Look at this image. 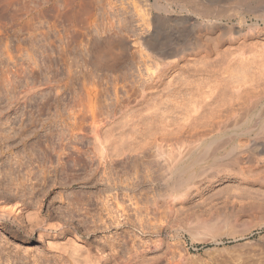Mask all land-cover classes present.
I'll return each mask as SVG.
<instances>
[{
    "label": "bare ground",
    "instance_id": "1",
    "mask_svg": "<svg viewBox=\"0 0 264 264\" xmlns=\"http://www.w3.org/2000/svg\"><path fill=\"white\" fill-rule=\"evenodd\" d=\"M94 3V6H96L94 8H97L95 10L106 7L116 12L121 9L126 14V11L129 12L130 8V11H133V14L135 13L134 16L137 15L135 17H138L137 21L139 20V26L141 27L139 28L140 30L138 29L139 32L137 31L138 33L135 32L134 34L135 40L133 41L135 45L133 49L135 50L133 51L136 53L133 54H137L138 59H136L135 63L139 67L142 65L144 71L138 66H133L135 67L134 71L137 69V72L133 73L136 75L130 72L133 76V78L131 77L132 84H129V81L127 83L129 86L131 85V87L127 88L128 90L131 88L130 91L124 90L125 85L124 89H122L125 91L122 92V94L124 93L123 96L115 93V104L113 103L115 106L114 108L111 106L113 109L108 112L110 114H107L109 117L105 118V121L100 123L94 117H91L87 131L91 139V141L88 140L91 153L89 160L91 161L87 163L90 164V169L85 170V165H88L83 159L86 155L81 156L83 152L81 149L82 152H79L78 162H76L80 170H76L79 172L80 179L85 181L86 184L88 183V187L95 188L91 189L92 194L91 191L89 192L90 194H85L84 192L89 190H82L84 192L81 193V200H86L87 203H89L88 201H93V203L99 201L100 203L107 200L106 198L110 194L112 195L111 192L114 190L130 192L135 189L134 185L138 186L145 183V181L148 183L147 185L153 187L162 181V184L164 183L167 189L166 194H162L164 198L166 197L164 206L171 213L175 203L179 200L183 204L182 200L184 199L182 198H185L189 191L194 188V178H199L200 181V178L205 177L207 180L223 181L224 184L226 181H230L231 177L238 178L237 181L240 180L244 184V192H240V194L246 196L244 200H247L248 203L244 202L242 199L243 195L241 196L233 187L231 190L236 192V196L239 194V197H241V199L239 198L240 201L246 204L245 206L241 202L240 204L237 197V202L239 203L237 205H240V209L244 206L245 210H247L245 214L234 212L237 209V205H235L236 209H234V205V207L220 205L224 207L221 209L223 211L219 212L212 210L213 208L209 209V207V213L205 211L206 213L204 214L201 209L200 213L196 211L192 215H188L192 217L189 220L196 225V229L200 227L205 232L215 233L216 236V232L223 228H228V232L230 229V233L236 231L235 240H243L242 246L244 245L245 249L241 250L240 246V252L238 254L235 253L237 256L233 255V257H236L235 261H242L243 263L245 260L263 261L261 258L264 257V0H130V7L124 1L119 7L120 3L117 5L115 0H106L104 4L102 0H94ZM168 11L172 12V17L169 20L173 21V23L185 22V24L190 25L188 27L192 31L189 37L186 36L188 37L186 41L183 40L182 43L174 42L171 44L170 41H161V37L156 35L157 30L167 24V20L160 13ZM199 17L202 18H200L202 22L198 19ZM123 19L122 21L125 22ZM122 21L119 19L118 22H121V28ZM123 25L127 26L126 24ZM166 39L168 38L166 37ZM101 40V45L108 50L107 52L111 53L110 58L113 57L114 60V58H120L119 55H123L127 39L125 40L121 35L108 34ZM132 69L130 71H133ZM28 91V88L27 90L23 89L18 98L20 100L21 98L23 99ZM95 98L98 99V97ZM107 111L108 109L106 113ZM82 128L81 126L80 129L82 130ZM209 137L212 138L208 140ZM221 140L222 143L218 146ZM216 141L218 144H216ZM231 141L236 142L228 150L217 153ZM214 143L217 145L216 147ZM230 156L234 159L232 158L226 163L225 160ZM132 157L135 160H133L135 168L132 171L133 174L127 173V176L124 174L125 178H127H124L127 180L125 183L115 181L119 178L112 181L113 177L110 176L112 175V166H114L112 164L121 160H130ZM237 157L240 161L236 159ZM159 160L163 163V166L165 165V170H163L164 167H162V163L160 164ZM95 161L96 164L91 163ZM92 164H94V167H92ZM241 164L245 165L242 166ZM139 165L140 168L143 167V174L139 172L141 170L138 169ZM153 165H155L156 170H151ZM100 168L102 169L101 173L97 172ZM161 168L163 169L161 170ZM2 172V174H6L4 170ZM26 172L28 171L26 170ZM165 172L167 175H165ZM29 173H27L28 178L30 177ZM97 173H99L100 177L96 176ZM44 175L42 179H45ZM115 175L118 176L119 174ZM115 175L113 174V176ZM129 175L132 177L130 178ZM3 176L7 177L6 175ZM122 179L123 176L120 180ZM23 180L25 179L23 178ZM23 183L19 184L23 187L25 186ZM58 183L60 182L58 181ZM242 184L241 187L243 186ZM53 185H55L54 182ZM234 187H236L235 184ZM33 189L34 186L32 185L30 194L33 193ZM94 189L96 190L94 191ZM240 190L243 191L242 188ZM43 191L45 193L48 189L42 188L41 192ZM41 192V196L35 199L36 201L33 199L35 202L31 201L33 202L32 207V203H28L29 200L26 202L25 200L20 201L23 200L20 197L21 199L18 201L14 200V195L0 194V221L16 227V230L21 232L20 234L23 233L27 237H33L36 234L37 239L42 242L45 241L44 243H46L45 246L48 247V250H53L57 257H65L71 264H119L104 246L92 244L88 242L89 240L84 239L82 243H78L75 235H73L74 238L69 236L71 233L74 234L73 230L69 231V226H64L65 223H61L58 221L59 219H57V222L50 221L51 214L48 213L50 214L48 215L42 207L44 193ZM154 192L156 191L154 190ZM17 193L15 191V194ZM157 193L160 192L157 190L155 194L152 193L151 195V192L149 193L153 206L160 205L158 204L159 198L160 201H163L161 193ZM61 194H57V196L59 195L58 198H63ZM23 195V193L19 194L22 197ZM188 196L187 198H189ZM228 197L230 196L228 195ZM235 197L233 195L234 200L236 199ZM248 197L250 201H248ZM128 198L130 199L131 197ZM16 199H18V196ZM201 201L203 200L201 199ZM106 202L105 204L101 203V206L106 205ZM211 202L213 203V201ZM230 204L232 205V203ZM177 205L179 206V203ZM214 207H216V204ZM56 210L58 213L59 209ZM181 217L179 218L181 219ZM184 222L180 223L179 221L183 225ZM2 227L3 225L0 224V228ZM256 233H262V236L255 237ZM234 246L239 247L236 244ZM234 249L232 250L234 251ZM138 253L140 252H137L134 258L132 257L134 264H147L151 256L149 255L148 257L144 253ZM235 261L233 262L235 263Z\"/></svg>",
    "mask_w": 264,
    "mask_h": 264
},
{
    "label": "rangeland",
    "instance_id": "2",
    "mask_svg": "<svg viewBox=\"0 0 264 264\" xmlns=\"http://www.w3.org/2000/svg\"><path fill=\"white\" fill-rule=\"evenodd\" d=\"M105 1L102 0V3L104 4ZM115 1L118 5L121 0ZM123 1L127 2L128 7H130V0H122L118 5L119 7ZM94 5V0H0V175L2 176H0V194L14 195V200L18 201L21 198L23 200L20 201L25 200L26 202L29 200L30 202L28 201V203H32V207L33 202L31 201L41 196L40 192L42 188L48 189L45 192L46 195L44 191L41 193H44V197H42L44 199L42 204L43 210L47 214H51H48L51 217L49 220L57 222V219H59L58 221L63 224L65 223L64 226H69V231H74V234L71 233L69 236L73 237L75 235L78 243H82L84 239L89 240L88 242L92 244L104 246L119 264H134L133 258L137 255V252H140L138 254L144 253L148 257L150 255L152 259L155 258L152 260L149 257L147 264L243 263L242 261H235L236 257H233L235 253L238 254L240 252V246L241 250L245 249V246H242L243 240H235L234 235H237L236 231L234 233L231 231L232 233H230V229L228 232V228H223L224 230L220 228L223 231L218 229L220 231L216 232V236L215 233L205 232L200 227L196 229V225L189 220L191 216H188L196 211L200 213L201 209L204 214L206 212L209 213L208 210L212 208V210L220 212L223 211L221 209L224 207L242 203L239 196L243 195L240 192H244V184L240 180V182L237 181L238 178L231 177L230 181L225 182L226 186L223 181L207 180L205 177L200 178L199 181V178H194V188L189 191V196L186 195L185 198H182L184 199L182 200L183 204L178 200L172 207V209L175 208L174 210L171 209V213L164 206L166 197L164 198L162 194H166L167 189L164 183L162 184V181L154 187L147 185L148 183L145 181V183L138 185L140 187L134 185L135 189L130 192L120 189V191L114 190L113 192L116 194L111 192L113 197L110 194L106 198L111 202L104 200L100 203L96 201L94 204L93 201H88L89 203H87L86 200H81V193L89 190L84 193L90 194L89 192L91 191L92 194V190L95 188L88 187V183L86 184L85 181L80 179L78 172L80 170L79 165H76L80 155L79 152L82 151L81 156L86 155L83 157L86 161L84 162L87 164L91 161L89 160L91 153L90 142L88 141H91V139L87 132L89 122L91 121V117H94L100 123L101 121H105V118L109 117L110 113L108 112H111V109L115 106V93L123 96L124 93L122 94V92L124 90L127 91V88L131 87L129 84L133 78L132 74L137 72V69L134 71L135 67L133 66H138L135 63L138 56L137 54L134 55L136 52L133 51L135 50L133 49L135 45L133 40H135V32L138 33V29L141 27L139 26V20L137 21L138 17H135L137 15L134 16L135 13L133 14L130 8L129 12L126 11L127 13L125 14L121 9L119 12L118 10L117 12L112 11V9H107L106 7L95 10L97 8H94L96 7ZM160 14L167 20V24L161 26V29L159 28L156 33L158 37H161V41H170L171 44L174 42L182 43L183 40L186 41L192 31L188 27L190 25L185 24V22L173 23V21L169 20L172 17V12L168 11ZM200 18L198 19L202 22V18ZM119 19L121 21L122 19L125 20L126 23L124 21L122 23L127 26L121 24V28V22L118 23ZM110 23L111 26L113 25L112 27ZM106 34L121 35L125 40L127 39L126 49L123 55L121 54L122 57L119 55L120 58H114V60L112 56L110 58L111 53L107 52L108 50L100 42L104 36H107ZM98 39H100L99 42H97ZM139 68H142L141 70L144 71L142 65ZM131 69L133 71H130ZM128 81L129 84H127ZM27 88L29 89L28 93L20 100L18 98L19 94H21L23 89L27 90ZM95 97H98L99 100ZM106 108L108 109L107 113ZM81 126L83 127L82 130L80 129ZM211 138L209 137L208 140ZM235 142H228L217 153L219 154L224 150H228ZM220 143H222V140L219 144L216 141L218 146H220ZM216 144L215 147L217 146ZM232 158L231 156L227 157L226 163L232 160ZM133 160L134 158L132 157L130 160H124L125 163L121 160L112 164L114 165L112 166L113 171L111 170L112 175H110L113 177H111L112 181L119 178L115 181L125 183L127 181L125 179L127 178H125L124 174L126 176L133 174L132 171L133 169L135 170ZM159 162L160 164L162 163L160 160ZM91 163L96 164V161ZM94 164H92V167H94ZM87 165H85V170L90 169V164ZM155 165L151 167V170H156ZM162 167L164 169L161 168V170H165L163 163ZM142 168L139 165L138 169L142 170L139 171L141 172L140 174H143ZM1 170H4L6 174H2ZM6 170H10L9 173ZM101 170L100 168L97 172L101 173ZM125 170L127 171L126 173ZM166 172L167 174L169 173L168 170ZM166 172L165 175H167ZM27 173H29V178ZM99 173L96 176H99ZM113 174H119V177L117 175L115 177ZM3 175H6L8 178ZM34 175L37 179L34 178ZM43 175L45 179H42ZM122 176L123 179L125 178L124 180H120ZM129 177L131 178L132 176L129 175ZM53 182L55 185H53ZM19 183H23L26 187H22ZM234 184L236 187L239 186L236 188ZM241 184L243 185L242 187ZM32 185L34 189L33 193L30 194ZM232 187L240 195L236 196V192L231 190L233 189ZM220 188L222 189L221 192ZM241 188L243 191L240 190ZM227 189L228 191H226ZM154 190L156 192L158 190L161 194H157L163 196V201H160L159 198L158 204L160 205L158 206H153L152 198H150L152 193H156ZM15 191L18 193L15 194ZM150 192L151 195L149 194ZM20 193L24 194L23 197L19 196ZM58 193L63 195V198L59 197L60 200L58 198L59 195L57 196ZM206 193L208 194L206 195ZM233 195L234 197L236 196L235 200ZM17 196L18 199H16ZM244 196H242L243 200L244 198L246 199V196ZM128 197L131 198L129 199ZM143 197L144 199H142ZM203 197H206V199ZM91 202L93 207L90 205ZM105 202L108 207L106 205L101 206V203L105 204ZM222 202H226L227 205ZM244 202L248 203L247 200H244ZM178 203L179 206L177 205ZM209 203L213 205L211 206ZM215 204L216 207H214ZM246 204L242 203L244 206ZM94 205L100 208H96ZM180 205L185 208H182ZM220 205H224V207ZM239 206L237 205V209L236 206L234 207L236 209L234 212L237 211V214H245L247 212L246 208L243 206L244 209L242 207V210ZM179 207L180 209H178ZM56 209H59L58 213ZM172 216H174L173 219ZM178 216H182V221ZM179 221L180 223L183 221L187 223L184 222L183 225ZM0 224L3 225L0 228V264H71L65 257H57L53 250H48V247L45 246V241L42 242L37 239L36 234L33 237H27L23 233L20 234L21 232L16 230V227L10 226L6 222L0 221ZM67 227L65 228L67 229ZM261 236L262 233H256L255 235V237ZM235 244L239 247H235ZM236 254L235 256H237ZM263 258H261L263 260H260L261 262L259 260L257 262L255 260H245L243 264H263Z\"/></svg>",
    "mask_w": 264,
    "mask_h": 264
}]
</instances>
